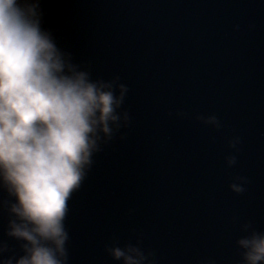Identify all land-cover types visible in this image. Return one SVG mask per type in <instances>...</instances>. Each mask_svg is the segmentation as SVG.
<instances>
[{
    "label": "water",
    "instance_id": "95a60500",
    "mask_svg": "<svg viewBox=\"0 0 264 264\" xmlns=\"http://www.w3.org/2000/svg\"><path fill=\"white\" fill-rule=\"evenodd\" d=\"M41 6L43 27L93 78L120 76L132 117L126 139L96 155L69 201L67 264H120L104 250L113 238L121 246L139 240L154 264H237L234 241L243 233L232 217L264 231V0ZM177 110L214 113L224 127L177 118ZM233 135L242 143L227 169ZM236 174L250 180L241 195L228 189ZM7 218L0 212V239L12 249L4 255L19 257L22 241L5 235Z\"/></svg>",
    "mask_w": 264,
    "mask_h": 264
},
{
    "label": "clouds",
    "instance_id": "9594fccd",
    "mask_svg": "<svg viewBox=\"0 0 264 264\" xmlns=\"http://www.w3.org/2000/svg\"><path fill=\"white\" fill-rule=\"evenodd\" d=\"M42 2L0 0V212L8 214L5 235L22 241L23 252L5 256L12 249L0 239V264H67L69 201L96 155L126 139L122 129L132 121L125 107L128 86L119 75L93 78L87 65L59 47L43 27ZM174 115L215 131L224 127L214 113ZM241 143L238 135L227 139V169L238 164ZM249 183L246 175H232L228 189L241 195ZM232 222L243 233L234 241L237 264H264V231L252 220L233 216ZM104 250L120 264H154V252L139 240L121 246L113 238Z\"/></svg>",
    "mask_w": 264,
    "mask_h": 264
}]
</instances>
